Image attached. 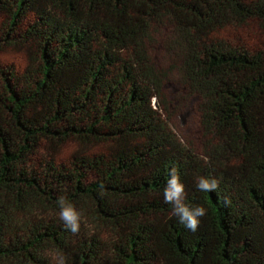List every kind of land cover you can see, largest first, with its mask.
Instances as JSON below:
<instances>
[{"label":"trees","instance_id":"obj_1","mask_svg":"<svg viewBox=\"0 0 264 264\" xmlns=\"http://www.w3.org/2000/svg\"><path fill=\"white\" fill-rule=\"evenodd\" d=\"M249 23L264 0H0V49L28 56L0 71V264H264V48L228 35ZM166 83L197 102L202 151L167 127ZM173 167L195 232L163 201Z\"/></svg>","mask_w":264,"mask_h":264},{"label":"rangeland","instance_id":"obj_2","mask_svg":"<svg viewBox=\"0 0 264 264\" xmlns=\"http://www.w3.org/2000/svg\"><path fill=\"white\" fill-rule=\"evenodd\" d=\"M230 39H237L239 42L247 44L253 50H261L264 48V32L259 29L254 23H249L242 28L231 29L228 32ZM27 54L23 49L4 48L0 49V71L9 72L12 67L21 73L28 65ZM162 100L168 104L169 108L162 114V117L167 120V127L174 133L180 142L187 148L195 150H203L202 141L203 135L199 128V112L197 102H193V108L187 109L189 95L184 89H173L172 83L164 85ZM0 91H2V82L0 80ZM184 113V114H183ZM1 115L10 116V112L2 111ZM78 144L74 141H69L61 148L54 157L57 163L67 164L71 160V154L78 150ZM102 149L101 146H89V152L98 153ZM48 148L43 144L32 155L34 162L48 160ZM85 153H88L86 151Z\"/></svg>","mask_w":264,"mask_h":264},{"label":"clouds","instance_id":"obj_3","mask_svg":"<svg viewBox=\"0 0 264 264\" xmlns=\"http://www.w3.org/2000/svg\"><path fill=\"white\" fill-rule=\"evenodd\" d=\"M218 186L217 178L211 175H198L194 187L200 192H214ZM165 204L170 205V214L175 216L178 223L189 231L195 232L200 223L199 218L206 213V208L201 205L189 206L185 203V188L175 167L170 168L167 179L162 188ZM58 218L63 227L75 234L79 230L80 214L73 204L64 196L57 197ZM55 264H66V257L59 253L54 257Z\"/></svg>","mask_w":264,"mask_h":264}]
</instances>
